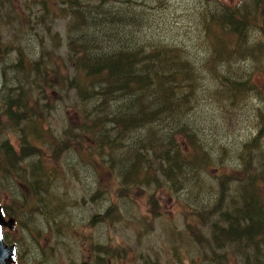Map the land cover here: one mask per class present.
<instances>
[{
    "label": "trees",
    "instance_id": "trees-1",
    "mask_svg": "<svg viewBox=\"0 0 264 264\" xmlns=\"http://www.w3.org/2000/svg\"><path fill=\"white\" fill-rule=\"evenodd\" d=\"M13 1L0 0V13L7 5L15 13L12 18L7 8L14 26L9 48L17 51V63L2 79L0 132L5 121L23 133L39 135L44 104L40 96L48 97L47 89L56 97L72 93L80 105L76 115L82 117L81 127L89 126L93 133L100 125L107 127L97 153L108 156L106 165L119 180L122 198L135 200L139 187L174 194L184 221L212 224V238L199 230L194 242L199 252L208 254L207 264H237L230 253L239 254L242 264H264L262 76L245 85L226 81L229 91L218 94L210 92L209 81V73L222 72L227 61L233 64L224 81L241 70L264 76V42L253 39L251 31L252 25H259L264 35V0H197L179 16L170 0H23L20 9ZM57 17H69L68 24L74 25L64 56L58 53L62 38L53 32ZM178 18L196 28V35L186 33L184 26L177 31ZM30 34L39 40L35 46L28 43ZM205 34L209 39L202 38ZM198 42H209V50L191 51ZM7 48L0 33V53ZM98 83L105 88L101 97L95 95ZM92 99L101 104L95 114L88 103ZM65 101L54 99V109ZM25 109L31 119H26ZM38 135L25 137L29 149ZM186 135L190 147L182 144ZM6 144L11 155L5 157L0 149V174L25 181L21 153ZM24 153L33 155L30 150ZM37 164L30 166L37 179L29 185L37 199L28 209L44 203L43 194L49 193L44 183L62 173L61 166H48L43 158ZM102 192L97 193L100 200L105 198ZM145 264L162 262L155 256Z\"/></svg>",
    "mask_w": 264,
    "mask_h": 264
},
{
    "label": "rangeland",
    "instance_id": "rangeland-1",
    "mask_svg": "<svg viewBox=\"0 0 264 264\" xmlns=\"http://www.w3.org/2000/svg\"><path fill=\"white\" fill-rule=\"evenodd\" d=\"M172 2H178V3H183V0H170ZM64 21H60L59 22V27L58 29L60 30L61 33H63V29H64ZM4 33H5V38L8 39L9 37V30L8 28H4ZM21 35V34H20ZM27 38L29 40V43L32 45H36L37 44V38L35 35H27ZM10 76V74H9ZM262 82L264 84V78L262 79ZM103 91H105V88L102 87ZM92 103H96L97 101L95 99L91 100ZM58 106V105H57ZM63 105H60L57 107H55V111L56 113H61V109H62ZM58 115L55 116L53 118V123L57 124L58 121ZM53 125V124H52ZM201 125H204L203 122L201 123ZM0 149H2L3 151H5L6 153H8L9 155H11V151L4 145L3 140L0 139ZM27 151H29V149H26ZM234 162V161H233ZM84 176H89L90 177V185H91V189L94 188L95 182H94V173L93 172H86L83 174ZM239 187L238 184H235V188ZM0 194L1 197L0 199L3 201L5 199H7V194L3 193L0 190ZM63 195V194H62ZM71 199L72 200H78V203H80V206H70L69 210H70V215L71 218L75 221V223L78 224L77 226V232L72 231L69 236L72 239L73 242V247L71 248L70 251V255H73L74 258H80V252L78 250V241H79V233L81 232V230H83V226L82 224L90 217L91 213H92V208L91 206H87V207H83L84 203H82V192H78L74 189H71L70 194ZM63 199H64V195H63ZM164 199H166V197L164 196ZM87 204V203H86ZM175 211L174 206L169 202L166 201V209H165V216L166 215H170L172 212ZM137 213L140 215V213L142 214V211H137ZM168 223L170 226H177V230L181 232V230H184V224L183 222L181 223V220L179 219L178 216H174L169 222L165 219H163V217H158L154 220V228H153V232L149 237H142V239L140 241L136 240V237L133 235V233L131 232V228L126 224V222H122L120 224H118L115 228H107L105 226H101V225H97L95 229L89 230L87 233L91 234V236H94L96 238V240L98 242H102V241H109V240H113L116 237L117 239H123L125 240L131 247L137 249V251L139 252H145V255H147V249L149 248H156L158 250L159 255L162 256V259L164 262H166L169 259H172L175 257V252L179 251L181 252V255L183 256L182 259V264H207L209 262L208 260V254L207 253H200L199 252V246L194 244L193 240L191 238H188L187 234H182V235H178L177 237H171L170 241H167L164 236V231H163V225ZM35 225H40V222L37 223H33V227ZM5 232H10V231H5ZM17 234L19 233V230L17 232H15ZM29 236V235H28ZM216 244L213 243L211 244V246H215ZM207 247L206 249H210V247ZM28 247L29 249H26V247H22L20 249V253L25 256L28 257V259L30 260L31 258V254L33 250V246H31V240L28 242ZM216 247V246H215ZM224 249H230V246L227 245H223ZM26 249V253H24V250ZM217 249H219L217 247ZM150 254L151 251H149ZM222 252V251H220ZM63 253H65V250H63ZM63 253H58L56 255L55 258L50 260V264H64L68 261V256L69 255H65ZM235 253H230V259H237V262L239 261V254L238 257L235 256ZM234 257V258H233ZM27 259V258H26ZM30 262V261H29Z\"/></svg>",
    "mask_w": 264,
    "mask_h": 264
},
{
    "label": "water",
    "instance_id": "water-1",
    "mask_svg": "<svg viewBox=\"0 0 264 264\" xmlns=\"http://www.w3.org/2000/svg\"><path fill=\"white\" fill-rule=\"evenodd\" d=\"M7 258L3 256V259L0 258V264H8L6 263Z\"/></svg>",
    "mask_w": 264,
    "mask_h": 264
},
{
    "label": "bare ground",
    "instance_id": "bare-ground-1",
    "mask_svg": "<svg viewBox=\"0 0 264 264\" xmlns=\"http://www.w3.org/2000/svg\"><path fill=\"white\" fill-rule=\"evenodd\" d=\"M251 7V6H250ZM12 79H13V77H12ZM124 85V84H123ZM128 86V85H127ZM129 88V87H128Z\"/></svg>",
    "mask_w": 264,
    "mask_h": 264
}]
</instances>
